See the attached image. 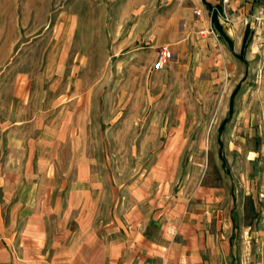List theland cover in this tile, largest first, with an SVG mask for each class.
<instances>
[{"label": "rangeland", "instance_id": "rangeland-1", "mask_svg": "<svg viewBox=\"0 0 264 264\" xmlns=\"http://www.w3.org/2000/svg\"><path fill=\"white\" fill-rule=\"evenodd\" d=\"M196 2L0 0V70L13 62L31 75L33 91L53 95L51 87L63 84V100L73 93L69 85L79 84V100L93 106L90 147L102 161L159 164L162 202L182 191L189 198L199 183L225 186L229 202L235 201L264 185V5L246 0L222 27L230 51L209 9L204 37L188 26L199 17ZM246 26L242 63L235 55ZM180 43L187 45L185 58L174 54L164 69H153L162 46ZM238 84L219 157L217 129ZM119 149L137 155H119Z\"/></svg>", "mask_w": 264, "mask_h": 264}, {"label": "crops", "instance_id": "crops-1", "mask_svg": "<svg viewBox=\"0 0 264 264\" xmlns=\"http://www.w3.org/2000/svg\"><path fill=\"white\" fill-rule=\"evenodd\" d=\"M245 1L230 0L231 16ZM215 3L197 0L199 17L187 23L203 37L211 23L206 9ZM242 37L235 56L245 63L248 26ZM164 48L171 59L186 57V44ZM12 65L0 70V264H264V185L229 202L225 186L199 183L189 198L182 191L164 203L159 164L102 161L90 147L93 106L79 100V84L63 100V84L51 87L53 95L33 91L31 75ZM235 89L217 129L219 157ZM125 152L137 155L117 154Z\"/></svg>", "mask_w": 264, "mask_h": 264}, {"label": "built area", "instance_id": "built-area-1", "mask_svg": "<svg viewBox=\"0 0 264 264\" xmlns=\"http://www.w3.org/2000/svg\"><path fill=\"white\" fill-rule=\"evenodd\" d=\"M264 5V0H256ZM230 0H216V3L211 6L210 9V19L214 16L218 23L220 24H229L231 23V14H230ZM171 52L164 48L161 49L158 53L154 67L156 69H161L168 61L171 59Z\"/></svg>", "mask_w": 264, "mask_h": 264}, {"label": "trees", "instance_id": "trees-1", "mask_svg": "<svg viewBox=\"0 0 264 264\" xmlns=\"http://www.w3.org/2000/svg\"><path fill=\"white\" fill-rule=\"evenodd\" d=\"M208 9L210 10L211 9V6L208 7ZM211 23H212V26L213 28L219 33V36H221L220 38L224 39L228 45L231 47V42L229 41V39L225 36V34L222 32V29L221 27L219 26L216 18L214 16L211 17ZM247 36V30H246V34H245V37ZM247 38V37H246ZM246 38H244L243 40V44H242V48H241V54L240 56L243 54V51L244 49L246 48ZM237 90L238 89H235V91L232 93V96H231V101H232V98L234 97V95L237 93ZM229 115H231V110L229 111ZM228 122V119H225L223 121V123L221 124V127H220V130H222L224 124H226Z\"/></svg>", "mask_w": 264, "mask_h": 264}]
</instances>
